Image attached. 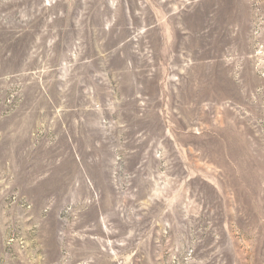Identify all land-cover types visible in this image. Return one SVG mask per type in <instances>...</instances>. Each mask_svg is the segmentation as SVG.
<instances>
[{
	"label": "rangeland",
	"instance_id": "1",
	"mask_svg": "<svg viewBox=\"0 0 264 264\" xmlns=\"http://www.w3.org/2000/svg\"><path fill=\"white\" fill-rule=\"evenodd\" d=\"M0 264H264V0H0Z\"/></svg>",
	"mask_w": 264,
	"mask_h": 264
}]
</instances>
